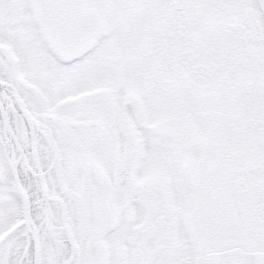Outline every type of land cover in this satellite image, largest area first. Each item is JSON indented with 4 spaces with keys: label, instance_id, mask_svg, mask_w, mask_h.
Here are the masks:
<instances>
[{
    "label": "snow or ice",
    "instance_id": "6c2138e0",
    "mask_svg": "<svg viewBox=\"0 0 264 264\" xmlns=\"http://www.w3.org/2000/svg\"><path fill=\"white\" fill-rule=\"evenodd\" d=\"M0 264H264V0H0Z\"/></svg>",
    "mask_w": 264,
    "mask_h": 264
}]
</instances>
